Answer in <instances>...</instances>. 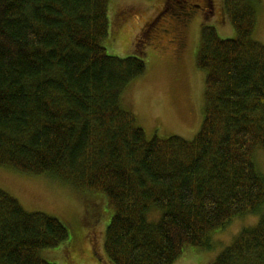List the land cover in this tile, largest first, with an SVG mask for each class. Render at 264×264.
Instances as JSON below:
<instances>
[{
    "label": "trees",
    "instance_id": "1",
    "mask_svg": "<svg viewBox=\"0 0 264 264\" xmlns=\"http://www.w3.org/2000/svg\"><path fill=\"white\" fill-rule=\"evenodd\" d=\"M257 1L224 0L235 39L202 28L205 117L189 141L148 140L123 108L147 63L141 42L133 56L106 52L111 0H0V167L104 193L109 264H175L188 246L209 248L215 230L264 204ZM68 238L59 219L0 189V264H54L41 251ZM211 264H264V213Z\"/></svg>",
    "mask_w": 264,
    "mask_h": 264
},
{
    "label": "rangeland",
    "instance_id": "2",
    "mask_svg": "<svg viewBox=\"0 0 264 264\" xmlns=\"http://www.w3.org/2000/svg\"><path fill=\"white\" fill-rule=\"evenodd\" d=\"M174 1L111 0L110 31L102 43L109 55L120 58L135 55L138 43L144 45L147 71L129 85L121 99L148 140L174 135L189 141L195 138L205 117L207 72L197 64L202 28L211 25L221 39L237 38L224 0H211L212 10L204 19L201 11L195 10L187 27L177 26L170 18L173 6L169 3L174 5ZM198 2L206 4L205 0ZM252 40L264 44V0L257 1ZM253 159L264 176V149L257 148ZM0 189L27 211L55 217L68 229V240L41 251L45 260L54 264H109L104 242L114 210L104 193L80 189L50 175H29L6 167H0ZM263 213L264 204L258 213L234 217L212 233L209 248L188 246L175 264H211L244 229L256 226ZM151 217L158 219L159 213L153 212Z\"/></svg>",
    "mask_w": 264,
    "mask_h": 264
},
{
    "label": "flooded vegetation",
    "instance_id": "3",
    "mask_svg": "<svg viewBox=\"0 0 264 264\" xmlns=\"http://www.w3.org/2000/svg\"><path fill=\"white\" fill-rule=\"evenodd\" d=\"M199 0H175L174 5L172 3H169L173 7L169 9L170 18L173 20V22L177 26L181 27H187L189 23L192 22V15L195 10H200L203 14V19L209 16L210 11L212 10V1L211 0H205L206 4L202 6L198 2ZM167 9L165 8L159 15L158 18H160ZM191 16V17H190Z\"/></svg>",
    "mask_w": 264,
    "mask_h": 264
}]
</instances>
